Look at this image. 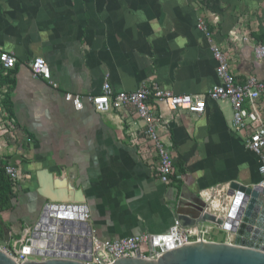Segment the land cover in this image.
Masks as SVG:
<instances>
[{
	"label": "crops",
	"instance_id": "1",
	"mask_svg": "<svg viewBox=\"0 0 264 264\" xmlns=\"http://www.w3.org/2000/svg\"><path fill=\"white\" fill-rule=\"evenodd\" d=\"M211 44L239 82H264L253 54L264 44V0H0V52L16 59L8 77L0 74L9 131L0 137V170L10 165L21 177L0 213V236L14 244L47 197L82 209L100 240L165 234L179 201L198 202L233 183L255 186L259 162L244 147L247 135L231 129L226 101L206 100L198 116L149 101L158 141L182 177L167 187L154 176L156 151L131 107L96 114L63 101L66 93L96 96L105 82L117 93L155 82L174 96L204 95L218 84ZM34 58L55 89L31 76ZM257 109L264 118V91ZM224 241L221 231L210 235Z\"/></svg>",
	"mask_w": 264,
	"mask_h": 264
},
{
	"label": "built area",
	"instance_id": "2",
	"mask_svg": "<svg viewBox=\"0 0 264 264\" xmlns=\"http://www.w3.org/2000/svg\"><path fill=\"white\" fill-rule=\"evenodd\" d=\"M198 29L207 39L209 31L202 21L198 22ZM234 37V34H231ZM242 40V39H241ZM247 43L246 39H243ZM210 52L216 62L215 76L217 86L212 87L204 95L174 96L169 92L162 91L155 82L142 83L134 92L117 93L113 91L108 83H104L101 91L96 96H79L66 93L63 101L71 105L74 111L80 112L88 105L96 114H106L112 111H119L123 107H131L138 121L143 125L144 134L152 142L156 151L157 164L154 168V176L163 185H170L173 180H180V174L175 173L169 153L158 141L157 119L150 109L149 101L161 104L170 113L185 112L191 116H198L204 112L205 101L212 102L226 101L232 109L231 129L236 132L245 133L247 139L244 147L258 160L259 181L255 186L264 191V118L258 108V100L264 91V82L253 77L239 82L228 64V58L216 45H210ZM253 54L256 60L264 64V44H255ZM16 59L9 53L0 52V74L8 77V73L14 70ZM31 76L35 79L48 82L52 89L56 84L51 82L49 70L41 58H34L28 63ZM1 99V95H0ZM85 104V105H84ZM7 118L0 106V137L8 135ZM4 175L12 184V193L21 177L16 168L8 165L4 168ZM215 194V196H214ZM235 192L229 194V185L202 193L198 197V203L202 206V214H209L220 221L215 223H199L191 227L182 228L175 220L169 231L158 235H136L116 240H100L90 233V245L88 252L80 255L85 257L81 264H113L121 259H157L167 251L197 242H210V235L215 231L225 233L223 243H232L235 233L232 232L227 220L233 207L237 210L240 205H234ZM242 203V202H240ZM80 224H86L88 216L80 215ZM235 223V218L231 219ZM87 229V225L85 226ZM230 227V230L228 229ZM27 232V231H26ZM84 249L86 246H82ZM7 255L16 263L26 262L25 255L21 253L8 252Z\"/></svg>",
	"mask_w": 264,
	"mask_h": 264
},
{
	"label": "water",
	"instance_id": "3",
	"mask_svg": "<svg viewBox=\"0 0 264 264\" xmlns=\"http://www.w3.org/2000/svg\"><path fill=\"white\" fill-rule=\"evenodd\" d=\"M233 192L234 205L239 204L240 209L233 207L228 215L227 222L232 226L228 229L236 232L232 243L197 242L167 251L154 260L121 259L113 264H264V191L233 183L229 194ZM46 200L37 223L20 233L14 244L9 235L0 236V264H16L8 252L25 255L23 264H81L85 259L80 254L88 252L90 230L79 222L82 209L63 206L62 200ZM175 206L176 220L182 228L221 223L209 214L201 215L198 202L179 201ZM234 218L235 223L231 221Z\"/></svg>",
	"mask_w": 264,
	"mask_h": 264
},
{
	"label": "trees",
	"instance_id": "4",
	"mask_svg": "<svg viewBox=\"0 0 264 264\" xmlns=\"http://www.w3.org/2000/svg\"><path fill=\"white\" fill-rule=\"evenodd\" d=\"M12 184L4 175V169L0 170V213L10 208L12 200Z\"/></svg>",
	"mask_w": 264,
	"mask_h": 264
}]
</instances>
